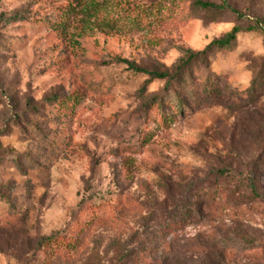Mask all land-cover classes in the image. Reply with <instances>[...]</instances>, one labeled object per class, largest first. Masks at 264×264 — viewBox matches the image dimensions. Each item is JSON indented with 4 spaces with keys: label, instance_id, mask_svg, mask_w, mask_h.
Masks as SVG:
<instances>
[{
    "label": "rangeland",
    "instance_id": "rangeland-1",
    "mask_svg": "<svg viewBox=\"0 0 264 264\" xmlns=\"http://www.w3.org/2000/svg\"><path fill=\"white\" fill-rule=\"evenodd\" d=\"M197 1L234 12L185 0H0V264H139L208 188L234 192L231 210L203 208L176 232L168 264H264V0ZM250 26L191 65L196 82L223 78L230 95L192 112L183 102L167 121L150 108L165 82L129 65L163 72ZM99 205L115 209L110 221L78 247L36 248L75 235Z\"/></svg>",
    "mask_w": 264,
    "mask_h": 264
},
{
    "label": "trees",
    "instance_id": "trees-1",
    "mask_svg": "<svg viewBox=\"0 0 264 264\" xmlns=\"http://www.w3.org/2000/svg\"><path fill=\"white\" fill-rule=\"evenodd\" d=\"M185 1L191 2L193 7L207 14H220L224 11L234 12L231 11L225 3H223L221 6H215L213 4H208L197 0ZM17 20L19 19L12 18L9 21L15 22ZM256 29L257 27L255 28L253 26L247 27L245 29L234 27L222 38L212 41L201 53L192 54L188 52L185 60H181L177 66L163 72H149L137 68L134 65H129L128 68L134 73L145 74L149 77L148 81L161 80L165 82L163 93L155 97L150 108H157L161 112L163 119L167 121L169 117L180 114L182 109L181 107H183V102L186 109L189 108L192 112L200 109L201 107L208 108L214 106L217 104V99L231 94V91H229V87L223 78H218L214 75L208 74L203 80L196 82L194 77L195 73L192 71L191 65L197 61L204 60L207 54L212 51L229 49L234 45L236 38L240 33L253 32ZM262 37L264 41V32ZM189 83H191L192 89H186V86ZM174 87L183 89L184 92H187V95L185 97H180L178 93L173 91ZM167 98L173 99H170L168 102H166ZM216 173L221 178L224 176H230L232 174L231 170L227 168L218 170ZM241 176L242 178L238 179L237 182L238 187L243 188V175ZM246 179L249 181L250 186L254 191V174H248ZM233 193L234 192H227V189L221 188L206 189V191L203 193V197L206 199L207 203H202V205L200 204V206H197L196 208L194 206L191 207V210L184 215L181 221H178L177 223L169 222L166 224L159 236L152 237L147 243V247L143 249L142 252H140L142 255L137 262L139 264H168L171 259L173 260L175 255L176 250L173 247V243L179 236V234L176 232L180 230V228H182V226H184L186 223H189L195 215L200 214L203 208L207 210V214L209 213L210 216H219L222 213H228L232 207L230 206L227 198ZM105 206L99 205L98 212L93 211L90 219L80 227L75 235L62 239L57 236H53L45 240H40L36 243V248L41 250L52 246L53 249H51L50 255H53L60 249H72L78 247L81 240L80 238H83L84 235H86L96 223L110 221L107 216L109 214H113L115 209ZM90 208L95 207L91 206ZM218 244L223 247L227 245L225 241ZM210 246L211 245H209L207 248H210ZM192 248V246H189L187 249L191 250Z\"/></svg>",
    "mask_w": 264,
    "mask_h": 264
}]
</instances>
